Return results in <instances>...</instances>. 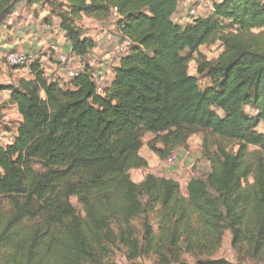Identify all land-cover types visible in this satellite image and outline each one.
Returning a JSON list of instances; mask_svg holds the SVG:
<instances>
[{
  "label": "trees",
  "instance_id": "trees-1",
  "mask_svg": "<svg viewBox=\"0 0 264 264\" xmlns=\"http://www.w3.org/2000/svg\"><path fill=\"white\" fill-rule=\"evenodd\" d=\"M20 3L36 19L46 11V26L56 18L80 61L96 46L83 18L114 21L126 51L102 94L87 68L66 82L37 61L29 79L0 85L19 116L0 144V264H115L118 249L128 264H248L217 257L227 233L264 262V0H213L185 24L173 20L178 0H0L1 45ZM216 44L222 53L205 61L200 48ZM197 133L210 170L186 197L171 179L131 180L148 166L144 137L166 159Z\"/></svg>",
  "mask_w": 264,
  "mask_h": 264
},
{
  "label": "rangeland",
  "instance_id": "rangeland-1",
  "mask_svg": "<svg viewBox=\"0 0 264 264\" xmlns=\"http://www.w3.org/2000/svg\"><path fill=\"white\" fill-rule=\"evenodd\" d=\"M213 1V0H212ZM215 1V0H214ZM184 11V10H183ZM115 12V10H114ZM46 11L40 12L39 18L33 17L32 12L28 11L27 7L20 3L14 10L12 16L8 19V26L5 31L6 39L3 40L6 44H3L0 50V85H5L7 83L13 84L19 79H27L30 77L29 70L20 68V72H16V69L7 68L2 57L5 52L9 51H22L25 54H31L36 58H42L47 52V48L50 45L56 44L64 54L69 56L67 47L62 41L59 40L58 35V20L56 18L52 19V24L50 26L43 25L42 18L46 15ZM203 15L202 13H198ZM204 16V15H203ZM187 17V16H186ZM182 17L183 19L186 18ZM188 18V17H187ZM11 23V25H9ZM85 33L88 36H92L94 40L96 39V46L93 53L89 55V59H96L99 65L108 74L107 79H109V74H112L114 67L118 63L120 54L118 53V48L126 45L120 43L119 38L116 36L114 21H109L104 24L94 23L88 21L87 18H83L81 22ZM184 24V23H183ZM15 30V33L10 29L11 27ZM199 53L205 58V61L213 62L222 53L220 45L216 44L211 47H202ZM108 56V57H107ZM79 59L75 58L74 63H82ZM189 74L196 75V63L192 62L189 65ZM46 77L52 78H62L57 72H47ZM109 81V80H108ZM202 86L208 84L206 79H199ZM110 82V81H109ZM106 88V87H105ZM104 88V89H105ZM102 90V92L104 91ZM100 91L99 94H102ZM6 106L3 113L8 116L11 122V127L17 123V111L16 109L9 108L8 104H3ZM5 111V112H4ZM250 113V111H249ZM1 144H5L6 138L2 137V132L0 131ZM152 139L149 134L144 137L143 148L141 149L140 155L146 160L147 168L140 171L139 174L154 175L158 178L171 179L181 187V194L186 197L185 187L186 184L193 179L204 178L209 172L208 162L203 158L202 146H203V135L197 133L193 135L184 148H179L171 152L176 156V161L174 164H168L166 159H160L156 154H154L147 145V142ZM230 146V144H226ZM161 148V145H156ZM231 148L228 147V150ZM251 152H256L254 148L250 149ZM167 158V157H166ZM264 163V154L261 155ZM251 165L256 164V159L251 160ZM134 174V173H133ZM136 178V174L131 175ZM72 206L76 209L77 213H81V209L75 198L71 199ZM231 236L229 233L225 235L221 250L218 252L217 257L225 259L229 262H246L254 264H264L263 261H254L251 257L247 255V250L236 251L230 246ZM183 258L187 262H193L192 256L189 254H183ZM111 259L115 264H128L129 261L126 259L123 250L118 249L114 252ZM154 258H142L137 261L138 264H153ZM256 262V263H255Z\"/></svg>",
  "mask_w": 264,
  "mask_h": 264
},
{
  "label": "built area",
  "instance_id": "built-area-1",
  "mask_svg": "<svg viewBox=\"0 0 264 264\" xmlns=\"http://www.w3.org/2000/svg\"><path fill=\"white\" fill-rule=\"evenodd\" d=\"M179 9H183L186 16L197 17V16H207L213 10V3L211 0H178ZM198 13H202L200 15ZM126 51V45L118 48V53L120 55L124 54ZM45 58V59H44ZM44 58H36L33 55H26L22 51L9 52L5 55L4 65L10 69L21 70L20 68L28 69L29 65L37 61L38 68L43 72L45 76L47 72L59 73L63 81H70L76 77L80 72L85 68L88 69L89 78L94 83L96 91H100L108 86L109 79H107V73L99 65L96 59H88L82 63H74V56H68L64 54L63 51L56 45H50L47 48L46 55ZM77 59V58H76ZM50 63L53 64V67H49ZM29 70V69H28ZM9 100V93L1 92L0 93V104H4ZM11 122L8 116L3 115L0 122V131L2 132V137L6 138L5 143H11L14 139L12 132H6L5 128L10 127ZM1 144V137H0ZM176 161V156L174 154H169L166 158L168 164H174Z\"/></svg>",
  "mask_w": 264,
  "mask_h": 264
},
{
  "label": "crops",
  "instance_id": "crops-1",
  "mask_svg": "<svg viewBox=\"0 0 264 264\" xmlns=\"http://www.w3.org/2000/svg\"><path fill=\"white\" fill-rule=\"evenodd\" d=\"M215 1H219V0H215ZM28 9V8H27ZM186 17V14H185V12L183 11V9H179V11L177 12V14L173 17V20H174V22H176V23H178V24H185L187 21H189V19L186 17V18H182V17ZM88 21H90V20H88ZM91 22H94V21H91ZM94 23H96V22H94ZM43 25H45V24H43ZM46 26V25H45ZM58 32H59V30H58ZM58 35H59V40L58 41H62L64 44H65V46L67 47L66 49L68 50V43H67V41H66V39L64 38V36H63V34L62 33H58ZM92 37V36H91ZM7 38V37H6ZM6 38H3V40L4 39H6ZM2 40V41H3ZM96 40V39H95ZM4 44H6L5 42H4ZM0 47L2 48V47H4V46H2L1 44H0ZM94 50H95V48H94ZM94 50L92 51V53L94 52ZM68 52V51H67ZM46 55V54H45ZM44 55V56H45ZM44 56H42V59L44 58ZM108 57V56H107ZM45 59V58H44ZM50 66L49 67H53V64L52 63H50L49 64ZM117 65H118V63H117ZM116 65V66H117ZM115 66V67H116ZM21 70H17L16 72H20ZM112 75H113V71H112ZM30 77H28L27 79H29ZM7 84H9V83H7ZM6 93H8L7 91H5ZM4 104H8V106H9V108H12L13 106L12 105H10L9 103H4ZM4 108H6V106H4ZM13 109H15V107H13ZM5 112V111H4ZM19 116H18V114H17V118H18ZM19 121V118H18V120H17V122ZM140 171H142L141 169L140 170H131L130 171V177H131V180L133 181V182H135V183H140V182H142L143 181V179H144V175L146 174H139V172ZM136 174V178L134 177H132L131 175H134V174Z\"/></svg>",
  "mask_w": 264,
  "mask_h": 264
}]
</instances>
